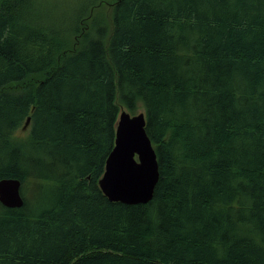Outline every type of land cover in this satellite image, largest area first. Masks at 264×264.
<instances>
[{
    "label": "trees",
    "instance_id": "obj_1",
    "mask_svg": "<svg viewBox=\"0 0 264 264\" xmlns=\"http://www.w3.org/2000/svg\"><path fill=\"white\" fill-rule=\"evenodd\" d=\"M51 6L0 0V180L24 199L0 264H264V0ZM122 109L158 161L145 205L98 186Z\"/></svg>",
    "mask_w": 264,
    "mask_h": 264
},
{
    "label": "water",
    "instance_id": "obj_2",
    "mask_svg": "<svg viewBox=\"0 0 264 264\" xmlns=\"http://www.w3.org/2000/svg\"><path fill=\"white\" fill-rule=\"evenodd\" d=\"M145 124L143 113L131 116L121 110L118 115L114 147L106 159L104 173L98 183L102 194L110 202L145 205L152 200L159 170ZM0 204L7 209L23 207L19 180H0Z\"/></svg>",
    "mask_w": 264,
    "mask_h": 264
},
{
    "label": "rangeland",
    "instance_id": "obj_3",
    "mask_svg": "<svg viewBox=\"0 0 264 264\" xmlns=\"http://www.w3.org/2000/svg\"><path fill=\"white\" fill-rule=\"evenodd\" d=\"M56 0H37V6H40L44 8L46 11H50V8H53V6L50 7L51 4H53ZM20 137H26L27 131H23V133H18ZM28 194L25 196L27 197ZM30 197V196H29Z\"/></svg>",
    "mask_w": 264,
    "mask_h": 264
}]
</instances>
